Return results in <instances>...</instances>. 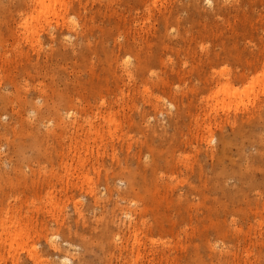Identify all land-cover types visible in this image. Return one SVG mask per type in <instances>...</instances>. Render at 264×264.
Segmentation results:
<instances>
[{
  "label": "rangeland",
  "instance_id": "374dc122",
  "mask_svg": "<svg viewBox=\"0 0 264 264\" xmlns=\"http://www.w3.org/2000/svg\"><path fill=\"white\" fill-rule=\"evenodd\" d=\"M13 1L14 0H0V97H2L0 99V183H2L0 186L3 187L0 189V243L3 244L2 246L0 245L1 248L3 247L0 250V264H16L15 262H17V264H21V262L22 264L23 262L34 264L32 258H35V264H46L47 262L50 264H106L104 263L105 261L107 264H133V260L136 261H134L136 264H264V177L261 176L264 174V159L256 156V160L259 162L258 166L260 167H258L255 172L251 173L253 176L249 175L248 178H242V180L239 179V176H232L233 172L239 171L240 166L243 170H245L244 168L246 167L248 161L246 158H252L253 156L258 155L259 150L264 147L263 143V145L260 144L259 139V136H263L264 140V0H262V2L261 0H197L199 6L198 4H194V0L75 1L78 4L77 10L75 9L76 11H74L73 9H69L67 14L64 15L66 20L63 17H59V19L54 17L50 23L52 25H47V27L42 32L43 35L41 36L43 39V47L38 49L34 46L36 45L34 41L25 39L26 37L23 33V29L21 28L20 15L21 12L24 11L25 8L27 9L28 6H17L18 4L15 2L13 4ZM10 3L12 8H10ZM196 6H198V9ZM78 8H81L79 10L82 13L77 12ZM171 14L172 16L170 17ZM89 15L90 17H87ZM166 15L170 17L168 19V24L167 21L163 20L164 18H162ZM188 17L189 20L194 19V17L196 20L194 19L195 21L192 23V21L190 22L187 19ZM85 18L88 19L89 22L92 20L90 22V26H93L95 32L101 36L100 39L105 36H102L101 33L107 34L106 37H103L104 39L111 37L108 39V41L105 39L107 42H109L106 43L108 46L114 45L113 42H115L117 39H119V42L124 41L126 38H128V36H138L139 33L143 36H146L148 35V32H153L155 29V32L157 31L156 37H153L155 39L152 38L155 40V44L153 40L151 41L150 39V41L153 42L152 46H154V48H152L155 55H158V58L161 59H159V61L152 66V70L150 69V74V70L147 71L148 73L146 74V77L149 78H147V80L150 82H147V80H144L143 82H146L142 84L139 82L137 86L139 89H137L136 87L133 88L132 83V85H128L130 84L128 81L129 79L127 76H125L123 79L126 80L128 84L123 80L122 83L125 85L127 84L126 86H123L120 81V89L118 88L117 84L114 83L115 80L111 79L114 78L113 70H115L118 75H122V67L134 64L135 56L133 54L131 55L129 52H121L118 57L116 56V58L119 59L118 61L117 59H114L113 62H110L106 58L107 56H104L107 54H103L100 47V54L102 53V57H105L104 62L102 61L103 58L100 57V59L98 58L100 61L94 59L97 60V62H95L98 65L96 63H87L85 65L80 48L78 44H76L78 35L73 31L75 28H81V25H83L85 22L83 19L86 20ZM90 18L92 19L90 20ZM164 21L167 25L164 23ZM117 24H120L121 26L118 28V30L116 29ZM67 26L70 29H66ZM51 27H53L52 30L50 29ZM108 27L111 30L110 33L108 32ZM57 28L60 29L57 30ZM62 29L65 31L63 33L64 37L61 36V38L63 37V42L67 43L70 47H76L77 51L70 58L60 60L54 67V71L51 72L49 70V72L46 73L45 70L38 71V68H36L34 64L38 61L43 62V59H46L45 55L48 53V51L58 46V43L56 42H49L50 39H48L47 34L49 32L51 33V31L59 33ZM67 30H69V32ZM70 30L72 31L70 32ZM100 30L107 31L101 32ZM118 31L119 33H117ZM45 32H47V34ZM113 32H116V37L113 35ZM112 37L114 38L112 39ZM139 41V45L141 47L144 46L143 49H145L147 47V43L145 44L146 40L142 39L141 42L140 39ZM37 50L40 52H37ZM226 51H230L233 55H229L230 52L227 53ZM20 52H23L22 54L26 57L24 58L23 55L17 54ZM224 52L226 53L224 54ZM236 52L237 54H235ZM217 53L220 54L219 58L214 57ZM221 54L222 56L223 54L224 56L226 55L228 58L226 56L224 58L221 57ZM20 55L22 59H20ZM37 55H40V57ZM30 56L32 61L30 60L29 62L28 57ZM90 56L92 57L94 54L91 53ZM240 56L241 58H244V63ZM209 57L214 59L212 64L210 63L211 65H208ZM251 57L252 60H250ZM253 57L255 58L254 60ZM200 58L201 62H199ZM222 58L223 60H221ZM19 59L22 62H20ZM246 59L247 61L249 59L252 63L250 61L247 62ZM202 61H205V64ZM216 61L217 63H215ZM106 62L108 64L110 63L109 65L112 64L113 68L111 69ZM125 62H127V64ZM197 63H199V65ZM117 64L120 65L116 66ZM193 64H195V67ZM196 64L197 69H193L196 68ZM24 65H26L30 72L27 71L28 69H26ZM106 65H108L109 71L106 69ZM192 66L193 68H191ZM22 68L26 70H23ZM35 68L36 70H34ZM104 68L108 72H106ZM183 68L185 71L192 69L191 71L194 72V70H196V74L191 72V75L189 74V77H185L184 79L178 77L171 79L173 71H178V69L183 70ZM222 70L223 72H226L224 70H227V72L230 74L228 73V75H225L223 72L221 74ZM24 71H27V73ZM166 72L168 74L170 73L169 78H167L168 74L164 75ZM199 72H202V77L198 76L200 74ZM240 72H245V76L247 78L238 77L241 75ZM104 74H107L106 78H108L110 83H108L107 79L105 81ZM163 75L164 77L166 76L165 78L169 79L167 80L166 86L162 83L159 84L161 81L159 79L164 78ZM6 76L9 77V79L15 77L16 80L10 79V81H12L10 82ZM119 78L122 79L121 76ZM133 78L135 79L136 76L134 75ZM153 78L156 79L153 81ZM208 78L211 79L209 80ZM237 78L240 79L238 80ZM91 79L93 80V83ZM101 79L105 82H102ZM156 80H159V82ZM213 80L216 81L214 82ZM95 81L100 86V88L99 86L97 87ZM99 82H102V84ZM157 82L159 85H157ZM39 83L44 88L38 86ZM16 84H18L19 87ZM90 84L96 89L91 87ZM52 85L58 89L60 88L58 90L59 92L60 90L62 92L63 89V93L64 89L74 85V88L79 87V89H75L79 92L77 94H85L87 97L90 95L88 102H86V97L83 96V98L82 96L77 95L78 99L80 96V98H83V100L81 98V101L84 102L83 104L80 102L81 106L83 107H81L82 109L80 110L86 111H78V116H83L84 114L83 117L85 118H78L77 114L76 116L67 115L68 109L62 110L64 107L66 108L65 102L61 98L53 96L54 91L52 93L50 90L53 88L51 87ZM83 85H85V87ZM102 85L103 90L101 89ZM27 86L29 87L27 88ZM35 86H38L40 91ZM33 87L36 91H34ZM148 87L150 91L145 89ZM17 88H19V90L16 92ZM74 88L73 86L70 88V91L72 90L71 92L73 93ZM82 88L84 89V92ZM98 88L100 91L97 92V90H99ZM128 88L131 90H128ZM27 89L29 90L30 96L32 95V97H35H30L33 100L30 98L29 99L33 102L36 99L39 101L36 100L37 102L35 101V103L29 101L28 105L26 106V104H22L23 102L21 99L25 96V92H28ZM41 89H45L47 94H50L48 95V98L45 96L42 98L34 96L42 92ZM86 89L87 91H85ZM94 89V96L97 95L99 98L96 96L94 98L92 93V90ZM133 89L135 91L134 94L132 93L134 92L132 91ZM105 90L108 93L110 92V94H108ZM112 90H117L118 94L116 95V92L113 93L114 91ZM123 90L126 94H124V98L121 96L123 95ZM36 92L38 94H36ZM71 92L70 94H72ZM86 92L90 94L88 95ZM5 93L11 96L10 100H4L3 94ZM127 93H132L131 95L133 96L130 94L128 95ZM148 93L150 95H148ZM75 94L73 95L75 96ZM102 95H105V97L109 96L108 99H110L111 104L113 105H111L110 102L106 103L109 105V107L106 106V104L102 105V99H100ZM115 95L117 96V99ZM77 96H75V98L72 96V98L78 100ZM49 97H51V99H49ZM127 97L132 98L134 103L132 102V99ZM44 99L45 101L47 99L49 105L48 103L44 102ZM56 99L59 101L57 102ZM105 99L107 100V98ZM113 99L116 100V103ZM60 100L63 102V106ZM76 100H74L75 103L78 102ZM93 100L95 101L93 102ZM38 102H43L42 104L40 103V106L42 107L56 106L58 108V106L61 104L60 106L62 108L60 106L59 108L61 109L58 108L61 111L60 114L62 115L64 112L65 113L63 116L56 115V113L44 114L45 116L41 118L38 112L37 114L33 112L32 108V103L39 105ZM144 104L146 107H144ZM154 104L157 106H154ZM95 106L101 108L97 109ZM113 106L114 110L111 108ZM154 107H156V110H154ZM90 108L91 110H94L91 111L89 110ZM140 108H143L144 110H141ZM86 109H88V113ZM109 109H112L113 112L117 111V116L113 115L112 111L110 112ZM146 111L148 114H146ZM178 111L181 114V118H183L182 121H180V123L182 122L181 125L176 128L177 125L174 126L173 119H176ZM95 112H100V114H97L98 116H96ZM253 112H259V114H256V118L251 116V118L257 120L252 122L251 125L246 124L245 126L248 127H245L243 130H245V132H250L251 127L254 128L252 130V134H254V136H252L256 139L252 138L251 140H248L246 134L244 135V139L240 137L239 139H236L237 136H233V140L232 128L230 125L224 122L225 118H227L228 115L229 117H235V115H238L237 117L239 118L244 117L247 119L251 114H254ZM104 113L113 117L116 116L117 120L116 118L114 120L115 122H119H116V124L118 123L117 128H113V136H110L108 130L106 131V129L109 128V124L106 123L108 115H106L105 119L101 117L102 115L105 117ZM140 113L146 114L145 118H143ZM114 114H116V112ZM50 115L51 117L49 118ZM53 115L54 120L52 119ZM260 116L262 118H260ZM39 117L41 118V121L39 120L41 123L37 122ZM60 117H63L62 119L64 121L62 119L60 120ZM89 117L92 118L90 122H88ZM55 118L58 121H56ZM42 119L45 120L43 121ZM103 119L105 121H103ZM259 119L261 121H258ZM48 120L49 122L47 123ZM220 121L221 124L224 123L225 126H221ZM60 122L62 126L59 125L58 127ZM92 122L93 124L96 123L94 125H96L97 129H100V131L102 130L101 132L104 131V134L107 132L105 135H109L107 138H105V141L101 146H98L96 142L91 141L92 148L90 147L91 149L89 152L91 150L92 151L86 154V149H81V151H78L75 148H77L80 141L81 143L84 141V143H87L89 136L87 131L85 134L83 132L85 129H89L88 125ZM82 123H84V125ZM35 124L39 125L40 130L38 132L40 133V136L44 138L42 141V146L40 147L41 149L38 147V149H35V140L33 141V137L35 139L38 133L37 131H35L36 134L34 132V127L36 126ZM80 124L85 128L84 131L81 129L83 127ZM29 125H35L34 127L32 126V131V128ZM74 127H76V129L79 131L77 132ZM154 127L157 128L158 131L155 136L152 135V130ZM209 127L213 133L207 131ZM259 129H261L260 132L262 134L259 132ZM256 130L258 133L255 132ZM29 132H33V134H30ZM173 133L175 134L176 142L169 141V138L173 136ZM211 133L212 136L210 135ZM229 133L231 134L230 137L234 141H232V146L234 148L232 147V149H228L224 160L222 159L223 162L220 165H217L214 163V161L216 162L217 160H212L211 157H206L204 151L207 148H221L220 141L223 137V134L224 138L228 140L230 139L228 138L230 135ZM21 134H24V138L21 136ZM79 134L80 137H78ZM161 135L165 139L162 140ZM242 140L244 141L242 142ZM253 140H255V143L257 141L258 142L256 144L252 142L250 145V142ZM209 141L210 144L208 143ZM31 144L35 145H33L34 149ZM258 144H260V149L256 147ZM16 146L19 149L18 151H20V147L23 146L25 149H22L26 150H23V154L29 157L31 155L29 160V157L26 159L27 162H24L26 160L22 161V159L25 158L20 152H18L21 154L20 156L19 154L16 156L17 153H13L12 155V151L10 150L16 152ZM151 146H153L155 149H153ZM76 152L81 154V157L84 156L85 159L88 158V163H86L85 168L84 166L80 167L77 159L79 156H77L78 154H76ZM36 153L39 154V156L35 155ZM71 153H73V155ZM74 154H76V157ZM153 156L156 157L153 158ZM152 158L153 160H158H156L158 164L155 169L157 172H154L155 170L151 165L150 171L147 170L149 168L148 163H153ZM259 158L261 159L262 165ZM126 163L130 165L131 169H138V171H140V176H137L139 190L137 191V194L129 193L128 197L126 196L128 199L126 200V198H124L125 200L123 199L120 202L121 197L119 194L117 196L116 193H119L117 191H123V189L126 187V180H124L122 174H120V171L123 168L121 166ZM69 164L73 165L74 168L77 164L76 166L78 167L76 168L79 170L74 169L72 166L71 170L74 169L73 174L71 170L69 171ZM63 165H66V168ZM144 166L146 167L147 172L145 174V180L142 178L144 176L143 173H145V170L142 169ZM82 168L84 169L81 173L80 169ZM209 169L211 171H208ZM232 169L235 171H233L231 174ZM78 171H80V173ZM216 171H220V173L222 172L223 176L220 173L216 174ZM259 173H261V175ZM218 174L221 176H217ZM106 175L108 178H106ZM106 179L109 181L107 182ZM244 180L246 182H244ZM248 180H250V182H248ZM91 181L93 182V186L95 188V191L93 192L91 191L93 188L91 186ZM140 181L145 182L146 185ZM109 182L110 184H108ZM143 184L148 187L146 189L143 188ZM167 185H169V188ZM170 185L172 188H170ZM192 187H198L200 189L202 188V191L198 193V191L192 189ZM119 188L123 189L119 190ZM89 189L90 191H88ZM129 199V202L132 203H128ZM118 201L121 203V205L126 206L127 204V207L132 209V214H134L135 209L137 210L139 208H146V211L143 212L144 215L142 214L143 217H141L139 211L134 214V216H138L136 219L138 218L137 220L141 223H137V225H140L137 226L140 228V230L137 227L135 229H137L136 231L139 230L140 234H138L140 239L143 241V244L140 243L142 242L141 240H139V243L133 242L135 229L129 227L127 223L129 221L128 217L123 213V211L118 209L116 205ZM95 202L97 206H95ZM133 205L135 206L133 207ZM26 212L28 215L25 214ZM12 214H17V218H14L13 220L14 216ZM8 215L11 217L9 218ZM24 215H26L25 218L23 217ZM56 216L58 219H56ZM143 218H146L145 221L148 218L147 222L144 223ZM9 219H11V221ZM19 219H21L20 222L18 221ZM29 221L33 224H30ZM106 224H108L107 226L109 230L112 231L111 235L113 234L114 237L112 236V238L115 242L113 243V239L111 240V247H108V250L110 249L112 252L115 248V245L116 247L119 246V248L114 249L115 252H112V254L114 253L112 256L113 261H111V258H109L112 254L111 252V255L108 253L110 250L107 251V243H105L106 237L103 235L107 233L105 229ZM143 224L148 225L145 227L146 225ZM29 225L31 228L28 227ZM21 227H23V229ZM21 229L23 231L19 232ZM24 229L26 230V233ZM15 230H17L16 232L19 234L15 233ZM13 232L15 233V236L12 238L14 235ZM44 232L45 235H43ZM114 232L116 235H114ZM10 233H12V236ZM22 233H25L26 235L24 236ZM117 233L119 236H117ZM16 234L18 237L21 234L20 236H23L22 239H20L21 237L17 239ZM130 234L132 235L131 237ZM225 234L227 235L225 236ZM126 235L129 236L131 240ZM96 236L99 238L95 239ZM126 238L128 239L127 241L130 242H127ZM10 239H12V241ZM9 240L10 243L8 242ZM54 241L56 243H54ZM65 241H68L70 246H72L74 249L70 248L64 251L55 249L56 245L53 246L54 244L61 245ZM97 241L99 244H97ZM11 242L13 244H11ZM116 243L120 244L117 245ZM132 243H134V245ZM112 244L115 245L112 246ZM137 244L138 246L140 244V247H138ZM102 246H106L105 249ZM134 246H136V248ZM131 247H134L133 249L135 250H133ZM149 247L153 248L150 249ZM137 248H140L139 252L136 251ZM33 249L36 253L32 251ZM35 249H37V251ZM125 249L128 251L126 252ZM103 250H106L107 252L105 251L106 253L104 254L102 253L104 252ZM55 251L59 252L55 253ZM129 251L136 253L137 255H132V253H130L132 257L130 255H128V257L127 253L129 254ZM59 253H61V255ZM138 253H142V255L139 254V257L137 258ZM153 253L155 256H153ZM103 254L105 257L106 254H108L106 260L104 259L105 257ZM39 255H41V257H39ZM62 255L70 257L72 263H57V259H60L59 256ZM142 256H144V258ZM48 259L50 262L47 261ZM108 259L110 260L108 261ZM129 259H132V261ZM149 259L150 262H148ZM42 260L44 261L42 262ZM125 260H127L126 263H124ZM96 261L98 263H96ZM142 261L144 263H142Z\"/></svg>",
  "mask_w": 264,
  "mask_h": 264
},
{
  "label": "bare ground",
  "instance_id": "6f19581e",
  "mask_svg": "<svg viewBox=\"0 0 264 264\" xmlns=\"http://www.w3.org/2000/svg\"><path fill=\"white\" fill-rule=\"evenodd\" d=\"M75 1H78V2H82L81 0H74V2H73V0L72 1H68V0H14L12 3L14 4V2L15 3H17L18 5L17 6H22V7H24V6H28L27 7V9L25 8V10L24 11H19V12H21V15H20V20H21V28L23 29V33H24V35H25V39L26 40H32V41H34V43H36V45H34L35 47H37V49L38 48H42L43 47V45H42V43H43V39L41 38V36L43 35V31H44V29L47 27V25L49 26V25H52V24H50L51 23V21H52V19L55 17V18H58L59 19V17L61 18V17H63L65 20H66V18H65V14H67V12L69 11V9H73L74 11H76L77 10V2H75ZM206 1V0H205ZM210 1V0H209ZM236 1V0H235ZM194 4H198V1L197 0H194ZM233 2V1H232ZM255 2V1H254ZM261 2H262V0H261ZM260 2V3H261ZM2 3V2H1ZM192 3V2H191ZM190 3V4H191ZM236 3V2H235ZM189 4V5H190ZM230 4V3H229ZM10 5H11V3H10ZM192 5V4H191ZM222 5H224V4H222ZM226 5H228V4H226ZM231 5V4H230ZM233 5H235V4H233ZM16 6V5H15ZM14 6V7H15ZM184 6V5H183ZM198 6H199V4H198ZM198 6H196L197 7V9H198ZM237 6V5H236ZM78 7H80V6H78ZM185 7V6H184ZM10 8H12V5L10 6ZM16 8V7H15ZM15 8H13V9H15ZM19 8V7H18ZM12 9V10H13ZM76 9V10H75ZM79 9H81V8H78V11L77 12H80V10ZM203 9V8H202ZM232 9V8H231ZM230 9V10H231ZM17 10H19V9H17ZM220 10V9H219ZM228 10V9H227ZM229 10V11H230ZM236 10V9H235ZM82 11V10H81ZM223 11V10H222ZM225 11V10H224ZM237 11V10H236ZM205 12V11H204ZM18 13V12H17ZM76 13V12H75ZM80 13H82V12H80ZM170 13V12H169ZM20 14V13H19ZM173 14V13H172ZM172 14L170 15V17L172 16ZM91 15V14H90ZM90 15L89 16H87V17H90ZM234 15V14H233ZM85 16V15H84ZM162 16V15H161ZM168 15H166V16H164V17H162V18H164L163 20H165V21H167V24H168V22H169V18H170ZM86 19V18H85ZM92 18H90V20H91ZM95 19V18H94ZM188 20H189V17L187 18ZM194 19H195V17H194ZM194 19H192V20H189L190 22L192 21V23H193V21H195ZM57 20V19H56ZM56 20H55V22H56ZM65 20H64V22H65ZM83 21H85L84 22V24L83 25H81V28H75L73 31L75 32V34H77L78 35V39H77V43L76 44H78V46H79V48H80V52H81V54H82V56H83V58H84V64L86 65L87 63H91V64H95L96 62H97V60H99L100 59V57H102V53L100 54V47H101V52H103V54L104 53H106L107 55H104V56H107L106 58L110 61V62H113L114 61V59H117L116 58V56L118 57L120 54H121V52H123V53H125V52H129V53H131V55L133 54L134 56H135V62H134V64L133 65H126L125 67H122V75H118L117 74V72L115 71V70H113L114 72V78H111L112 80L114 79L115 80V82L114 83H116L117 84V86H118V88H120V86H121V84L124 86L125 84H123L122 82H123V78L125 77V76H127L128 77V81H129V83L130 84H128L127 83V81L126 80H124V81H126L125 83H127L129 86L130 85H132L133 86V88L134 87H136L137 88V86H138V84H139V82H141V84L142 83H145V82H143L144 80H147V78L148 77H146V74L148 73L147 71H149L151 68H152V66L153 65H155L158 61H159V59H161V58H158V55H155V53H154V50H153V48H154V46H152V43L155 41V40H153V39H155V38H153L154 36L156 37V32H155V29H154V31L153 32H148V35H146V36H143V35H141L140 33H139V35L138 36H136V35H134L133 37L131 36V37H129L128 36V38H126L124 41H118L119 39H117V40H115V42H113L114 43V45H112V46H108L106 43H109V42H107L108 41V39L109 38H111V37H109V38H103V37H106L107 36V34H104V33H101L102 34V36L103 35H105V36H103L101 39H100V35L98 34V33H96L95 32V30L93 29V26H90V22L92 21H90L89 22V20L88 19H86V20H84L83 19ZM95 21V20H94ZM93 21V22H94ZM165 21H164V23H165ZM61 22V21H60ZM63 22V21H62ZM58 23V22H57ZM163 23V24H164ZM62 24V23H61ZM60 24V25H61ZM67 24V23H66ZM65 24V25H66ZM166 24V23H165ZM165 24H164V26H165ZM166 24V25H167ZM213 24H214V22H213ZM93 25H94V23H93ZM118 25H119V27H118ZM54 26V25H53ZM116 26V25H115ZM60 27V26H59ZM63 27V26H62ZM61 27V28H62ZM70 27V26H69ZM103 27V26H102ZM117 28V30H118V28H120L121 26H120V24H117V26H116ZM135 27V26H134ZM99 28H100V26H99ZM51 30L53 29V27H51L50 28ZM58 29H60V28H57V30ZM66 29H70V28H68V26H67V28ZM94 31H93V30ZM101 29V28H100ZM108 29H109V33H110V28L108 27ZM55 30V29H54ZM146 30V29H145ZM152 30V29H151ZM46 31V30H45ZM68 32H69V30H67ZM72 30H70V32H71ZM101 31V30H100ZM103 31H107V30H103ZM103 31H101V32H103ZM148 31V30H147ZM59 32V31H58ZM65 31H64V29H62L59 33H55V32H53V31H51V33L49 32L48 34H47V32H45L47 35H48V39H50L49 40V42L50 41H52V43L53 42H56V43H58V46L56 47V48H53V49H51L50 51H48V53L45 55V57H46V59L44 60L43 59V62H41V61H38L37 63H35L34 61V66L36 67V68H38V71H43V70H45V73L46 72H49V70L52 72V71H54V67L56 66V64L60 61V60H63V59H66V58H70L76 51H77V48L76 47H70L67 43H65V42H63V37H64V33ZM121 32V31H120ZM206 32V31H205ZM97 35H96V34ZM105 33H107V32H105ZM114 33V32H113ZM117 33H119V31L117 32ZM129 33V32H128ZM69 34V33H68ZM67 34V35H68ZM158 34V33H157ZM45 35V34H44ZM114 36L116 35V32L113 34ZM252 35V34H251ZM61 36H63L62 38H61ZM120 36V35H119ZM127 36V35H126ZM158 36H160V35H158ZM65 37H66V34H65ZM116 37V36H115ZM121 37V36H120ZM114 37H112V39H113ZM125 38V37H124ZM153 38V39H152ZM158 38V37H157ZM157 38H156V40H157ZM94 39V40H93ZM141 39V42H142V39H144V40H146V42H145V44L147 43V47L145 48V49H143L144 48V46L143 47H141L140 45H139V40ZM150 39H151V41L153 40V42H151L150 41ZM47 40V39H46ZM68 40V39H67ZM143 42V43H144ZM151 42V43H150ZM33 43V44H34ZM51 43V42H50ZM31 44V43H30ZM154 44H155V42H154ZM23 45V44H22ZM29 45V44H28ZM144 45V44H143ZM233 45H234V43H233ZM53 47V46H52ZM153 47V48H152ZM26 48V47H25ZM31 48V47H30ZM32 48H33V46H32ZM148 48V49H147ZM262 48V47H261ZM264 48V47H263ZM23 50V49H22ZM49 50V49H48ZM262 50V49H261ZM44 51V50H43ZM18 52H19V50H18ZM25 52V51H24ZM37 52H40V51H38L37 50ZM218 52V51H217ZM227 52V51H226ZM226 52H224V54L226 53ZM230 52V51H229ZM229 52H227V53H229ZM234 52V51H233ZM237 52H238V50H237ZM237 52L235 53V54H237ZM241 52V51H240ZM23 52H20V53H17V54H21V55H23L22 54ZM26 53V52H25ZM91 53L92 54H94V56H90L91 55ZM16 54V55H17ZM159 54V53H158ZM224 54H223V56H222V54H221V57H225L224 56ZM239 54V53H238ZM259 54V53H258ZM21 55H20V57H21ZM26 55V54H25ZM229 55H233L231 52H230V54ZM241 55H242V53H241ZM24 56V55H23ZM38 56V55H37ZM200 56V55H199ZM211 56V55H210ZM213 56V55H212ZM230 56V57H231ZM237 56V55H236ZM253 56H255V55H253ZM26 56H24V58H25ZM38 57H40V55L38 56ZM160 57V56H159ZM215 58L216 57H220V54L219 53H217L215 56H214ZM227 57V56H226ZM258 57V56H257ZM19 58V57H18ZM30 58V59H29ZM37 58V57H36ZM44 58V57H43ZM99 58V59H98ZM103 58V57H102ZM105 58V57H104ZM104 58H103V62H104ZM223 58L221 59V60H223ZM228 58V57H227ZM238 58V57H237ZM240 58H241V56H240ZM20 59H22V57L20 58ZM19 59V60H20ZM94 59H97V60H94ZM206 59H207V57H206ZM205 59V60H206ZM242 59V61H243V59L244 58H241ZM241 59H240V61H241ZM255 58L253 57V60H254ZM257 59V58H256ZM259 59V58H258ZM264 59V58H263ZM28 60H29V62H30V60H31V56L30 57H28ZM40 60V59H39ZM119 59H117V61H118ZM200 61L199 62H201V58L199 59ZM202 60H204V59H202ZM214 59H212L211 57H209V59H208V61H209V63H208V65H211L212 64V61H213ZM250 60H252V57H251V59ZM249 59H248V61H250ZM7 61H8V59H7ZM32 61V60H31ZM96 61V62H95ZM100 61V60H99ZM101 61V62H102ZM106 61V60H105ZM108 61V62H109ZM121 61V60H120ZM161 61V60H160ZM219 61V60H218ZM245 61V60H244ZM244 61H243V63H244ZM246 61H247V59H246ZM247 61V62H248ZM257 61H259V60H257ZM261 61V60H260ZM20 62H22L21 60H20ZM26 62H27V59H26ZM100 62V63H101ZM203 63L205 62V61H202ZM207 62V61H206ZM251 62V61H250ZM250 62H249V64H250ZM254 62V61H253ZM10 63V62H9ZM24 63V62H23ZM32 63V62H31ZM48 63V64H47ZM107 63V62H106ZM106 63H104V64H106ZM116 63H119V62H116ZM126 64H127V62H125ZM165 63V62H164ZM203 63H202V65H203ZM211 63V64H210ZM214 63V62H213ZM215 63H217V61L215 62ZM252 63V62H251ZM26 64V63H25ZM97 64V63H96ZM103 64V63H102ZM108 64V63H107ZM110 64V63H109ZM108 64V65H109ZM198 65H199V63H197ZM197 64H196V68H193V66L195 67V64H193V66L191 67V68H193V69H197ZM205 64V63H204ZM246 64V63H245ZM23 65V64H22ZM21 65V66H22ZM27 65V64H26ZM26 65H24V67H26ZM84 65V66H85ZM98 65V64H97ZM108 65H106L107 66V70L109 71V67L112 69L113 67H112V64L111 65H109V67H108ZM120 64H117L116 66H119ZM213 65H215V64H213ZM212 65V66H213ZM29 66H30V64H29ZM103 66V65H102ZM113 66H114V64H113ZM211 66V67H212ZM250 66H251V64H250ZM255 66V65H254ZM27 67H28V65H27ZM26 67V69H28ZM200 67V66H199ZM210 67V66H209ZM249 67V66H248ZM252 67H253V64H252ZM36 68L34 69V70H36ZM23 70H26V69H24V68H22ZM105 68H104V70L106 71V72H108L107 70H106ZM118 69V68H117ZM175 69L177 70V68L175 67ZM199 69V68H198ZM201 69V68H200ZM213 69V68H212ZM225 69H227V68H225ZM241 69V68H240ZM152 70V69H151ZM151 70H150V72H149V74L151 73ZM183 70H184V68H183ZM183 70H179L178 69V71H173L172 72V78L171 79H173L174 77H178V78H185V77H189L188 75L191 73V72H193V71H191V70H187V71H183ZM211 70V69H210ZM228 70V69H227ZM227 70H224V71H226V72H223V70L221 71V74H222V72L223 73H225V75H228V73L229 72H227ZM243 70H244V68H243ZM27 71H29L30 72V70L28 69ZM27 71H24V72H26L27 73ZM118 71V70H117ZM196 70H194V72L193 73H195L196 74V72H195ZM197 71H199V70H197ZM50 72V73H51ZM153 72V71H152ZM246 72H247V70H246ZM37 73V72H36ZM200 74L198 75L199 77H202V72H199ZM227 73V74H226ZM241 73V72H240ZM239 73V74H240ZM249 73V72H248ZM29 74V73H28ZM38 74H39V72H38ZM48 74V73H47ZM168 73L166 72V74H164V75H167ZM170 74V73H169ZM169 74H168V76H167V78H169L170 76H169ZM209 74V73H208ZM211 74V73H210ZM218 74H220V73H218ZM217 74V75H218ZM230 74V73H229ZM40 75V74H39ZM105 76V81H106V79L108 80V78H106L107 77V74H104ZM112 75V74H111ZM136 76V78L134 79L133 78V76ZM164 75H163V77H164ZM191 75V74H190ZM194 75V74H193ZM201 75V76H200ZM206 75V74H205ZM215 75V74H214ZM234 75V74H233ZM246 74H245V72L244 73H241V75L240 76H238V77H246L245 76ZM8 76V75H7ZM6 76V78H8L9 79V77H7ZM121 76V78L122 79H120L119 77ZM212 76V75H211ZM111 77V76H110ZM166 77V76H165ZM162 78V79H159V80H161L160 82H159V80H156V81H158L159 82V84L160 83H162L163 85H167V80H169V79H167V78ZM101 78V77H100ZM139 78V79H138ZM151 78V77H150ZM160 78V77H159ZM177 78V79H178ZM191 78V77H190ZM211 78H213V77H211ZM211 78H208L209 80L211 79ZM217 78V77H216ZM215 78V79H216ZM236 78V77H235ZM234 78V79H235ZM247 78V77H246ZM10 79H15V77L14 78H10ZM10 79H9V81H10ZM98 79V78H97ZM104 79V78H103ZM120 79V80H119ZM149 79V78H148ZM156 78H153V81L155 80ZM176 79V78H175ZM200 79V78H199ZM202 79V78H201ZM204 79V78H203ZM228 79V78H227ZM232 79V78H231ZM238 79V78H237ZM240 79V78H239ZM238 79V80H239ZM16 80V79H15ZM92 80V79H91ZM95 80V79H94ZM102 80V79H101ZM119 80V81H118ZM166 80V81H165ZM179 80V79H178ZM230 80V79H229ZM4 81V80H3ZM89 81V80H88ZM104 80H102V82H105ZM120 81H121V84H120ZM149 80H147V82H148ZM152 81V80H151ZM206 81H207V79H206ZM214 81V80H213ZM216 81V80H215ZM214 81V82H215ZM218 81V80H217ZM5 82V81H4ZM10 82H12V81H10ZM9 82V83H10ZM16 82V81H15ZM15 82H14V84H15ZM84 82V81H83ZM102 82H99V83H101L102 84ZM150 82V81H149ZM158 82H157V85H159L158 84ZM204 82H205V80H204ZM210 82V81H209ZM91 83V82H90ZM92 83H93V80H92ZM95 83H96V81H95ZM108 83H110L109 82V80H108ZM112 83V82H111ZM132 83V84H131ZM206 83H208V82H206ZM28 84V83H27ZM42 84V83H41ZM97 84V83H96ZM95 84V85H96ZM126 84V85H127ZM156 84V83H155ZM173 84V83H172ZM7 85V84H6ZM9 85H11V84H9ZM13 85V84H12ZM16 85H18V84H16ZM34 85V84H33ZM55 85V84H54ZM91 85V84H90ZM107 85V84H106ZM125 85V86H126ZM207 85V84H206ZM211 85H212V83H211ZM15 86V85H14ZM25 86H26V84H25ZM38 86H41L40 85V83H39V85ZM38 86L36 87L37 89H38ZM73 86V88H74V85H72ZM72 86L71 87H68V88H66V89H64V93H63V89H62V92H61V90H60V92L58 91L59 89L57 88V87H53V85L51 86V87H53V88H51L50 90L52 91V93H53V91H54V95L53 96H57V97H59V98H61L64 102H65V105H66V108L64 107L62 110H64V109H68V114L67 115H70V116H76V114H77V116H78V111H85V110H80V109H82L83 107L81 106V103L80 102H82V104L84 103L83 101H81V98L84 96V97H86L87 98V101H86V99H85V101L86 102H88V98H90L89 96V94L90 93H88V92H86L89 96L87 97L85 94H82V95H80V94H77V93H79L77 90H75L76 88H78L79 89V87H76V88H74V93L73 92H71L70 91V88H72ZM80 86V85H79ZM84 87H85V85H83ZM87 86V85H86ZM99 85L97 84V87H98ZM128 86V87H129ZM161 86V85H160ZM210 86V85H209ZM16 87V86H15ZM18 87H19V85H18ZM29 86H27V88H28ZM82 87V86H81ZM91 87H93V85H91ZM102 88V90H103V85L101 86ZM108 87H109V85H108ZM115 87V86H114ZM163 87V86H162ZM41 88H44V87H42L41 86ZM90 88V87H89ZM93 88H95V87H93ZM92 88V89H93ZM99 88H100V86H99ZM98 88V89H99ZM104 88H105V86H104ZM112 88V87H111ZM131 88V87H130ZM130 88H128V90L130 89ZM144 88V87H143ZM32 89V88H31ZM33 89H34V91H36L35 90V88L33 87ZM46 89V88H45ZM45 89H41V91L42 92H38V90H37V92L39 93H37L36 92V94H38V95H34V96H37V97H39V98H42V97H47L48 98V95H50V94H47V91L45 90ZM69 89V90H68ZM83 89V88H82ZM96 89V88H95ZM95 89L94 90H92V93H93V91H95ZM121 89V88H120ZM120 89H118V90H120ZM137 89H139V88H137ZM137 89H135V90H137ZM146 90H149V87L148 88H145ZM144 89V90H145ZM16 90V89H15ZM19 90V88H17V90H16V92ZM28 90V89H27ZM26 90V91H27ZM45 90V91H44ZM91 90V89H90ZM111 90V89H110ZM131 90V89H130ZM141 90V89H140ZM194 90V89H193ZM40 91V90H39ZM49 91V90H48ZM75 91H77V92H75ZM82 91V90H81ZM85 91H87V89L85 90ZM98 91H100V89L99 90H97V92ZM106 91V90H105ZM109 91V90H108ZM112 91H114V90H112ZM121 91V90H120ZM132 91H134V89L132 90ZM150 91V90H149ZM184 91V90H183ZM70 92L72 93V94H70ZM83 92H84V89H83ZM96 92V93H97ZM107 92V91H106ZM116 92V95L118 94L117 93V90L116 91H114L113 93H115ZM129 92V91H128ZM144 92H147V91H144ZM185 92V91H184ZM4 93V92H3ZM26 94H25V96L21 99V97H22V94H21V97H20V99H21V101L23 102L22 104L23 105H25L26 104V106L28 105V103H29V101H31V100H33V99H31V98H35V97H32V95L30 96V93H29V90H28V92H25ZM29 93V94H28ZM32 93V92H31ZM49 93V92H48ZM76 93V94H75ZM108 93V92H107ZM113 93H112V95H113ZM123 95H121L122 97L124 96V90H123ZM133 94L135 93V91L134 92H132ZM131 93V94H132ZM179 93V92H178ZM35 94V93H34ZM73 94H75V96H77V95H80V96H82L81 98H80V96H79V99H80V101H79V99H78V96H77V99L78 100H76V99H73L72 98V96L75 98V96L73 95ZM94 94L95 93H93V96H94ZM99 94V93H98ZM103 94V93H102ZM108 94H110V92L108 93ZM108 94H106V95H108ZM120 94H121V92H120ZM119 94V95H120ZM128 94V93H127ZM130 94V93H129ZM128 94V95H129ZM130 94V95H131ZM179 94H181V93H179ZM184 94V93H183ZM72 95V96H71ZM112 95H111V97H112ZM115 95V96H116ZM126 95V94H125ZM127 95V96H128ZM148 95H150L149 93H148ZM177 95V94H176ZM196 95V94H195ZM97 98H99L97 95H95ZM95 96H94V98H95ZM100 96V95H99ZM115 96H114V98H115ZM131 96H133V95H131ZM135 96V95H134ZM11 96H9L7 93H5V94H3V98H4V100H10L11 98H10ZM31 97V98H30ZM83 97V98H84ZM130 97V96H129ZM129 97H127V98H129ZM2 97H0V99H1ZM31 100H30V99ZM53 98H55V97H53ZM72 98V99H71ZM83 98H82V100H83ZM96 98V99H97ZM105 98H107V100L105 99ZM109 98V96H106L105 97V95H102L101 96V98L100 99H102L101 100V104L102 105H104V104H106L107 102H110V104H111V101H110V99H108ZM118 98H119V96H118ZM124 98V97H123ZM122 98V99H123ZM133 98H135V97H133ZM49 99H51V97H49ZM48 99V100H49ZM95 99V100H96ZM112 99V98H111ZM116 99H117V96H116ZM129 99H132V98H129ZM4 100H2V101H4ZM35 100V99H34ZM37 100V99H36ZM35 100V101H36ZM41 100V99H40ZM70 100H73V101H70ZM74 100H76V101H78V102H74ZM90 100V99H89ZM95 100H93V102L95 101ZM99 100V99H98ZM113 100H115V99H113ZM135 100V99H134ZM35 101L33 102V101H31V102H33V103H35ZM37 101H39V100H37ZM36 101V102H37ZM43 101V100H42ZM46 101H47V99H46ZM45 101V99H44V102L45 103H48V101L46 102ZM56 101H57V99H56ZM55 101V102H56ZM59 101V100H58ZM57 101V102H58ZM92 101V100H91ZM125 101V100H124ZM129 101V100H128ZM182 101V100H181ZM5 102V101H4ZM30 102V103H31ZM50 102H53V101H50ZM57 102H56V104H57ZM60 102H61V100H60ZM85 102V103H86ZM99 102H100V100H99ZM114 102V101H113ZM132 102H133V99H132ZM32 103V108H33V112H35L36 114H37V112H38V114H39V116L41 117V118H43L45 115L44 114H49V113H56V115H61L60 114V110L59 109H61V108H59V106H58V108L55 106V107H42V106H40V103H39V105L38 104H33ZM43 103V102H42ZM41 103V104H42ZM62 103V106H63V102H61ZM97 103V102H96ZM115 103H116V100H115ZM119 103V102H118ZM122 103V102H121ZM134 103V102H133ZM149 103H150V101H149ZM151 103H152V101H151ZM54 104V103H53ZM120 104V103H119ZM48 105H49V103H48ZM89 105V104H88ZM92 105V104H91ZM90 105V106H91ZM97 105V104H96ZM99 105V104H98ZM111 105H113V104H111ZM117 105V104H116ZM145 105V104H144ZM148 105V104H147ZM156 104H154V106H155ZM45 106V105H44ZM89 106V107H90ZM106 106H108L109 107V105H107L106 104ZM105 106V107H106ZM119 106V105H118ZM123 106V105H122ZM139 106V105H138ZM157 106V105H156ZM82 107V108H81ZM85 107V106H84ZM96 107V106H95ZM104 107V106H103ZM107 107V108H108ZM134 107V106H133ZM137 107V106H136ZM144 107H146V105L144 106ZM92 108V107H91ZM91 108L89 109V110H91ZM97 109H100L101 107H96ZM111 108H113V110H114V106L113 107H111ZM149 108V107H148ZM155 109L154 110H156V107H154ZM263 108V107H262ZM261 108V109H262ZM31 109V108H30ZM103 109V108H102ZM141 109V108H140ZM143 109V108H142ZM141 109V110H142ZM153 109V108H152ZM248 109V108H247ZM87 110V113H88V109H86ZM94 109H92L91 111H93ZM113 110L111 109H109V111L111 112L112 111V113H113V115H116L117 116V111H115L116 112V114H114L115 112H113ZM144 110V109H143ZM182 110V109H181ZM250 110V109H249ZM258 110V109H257ZM264 110V109H263ZM97 111V110H96ZM100 111V110H99ZM130 111H131V108H130ZM138 111H139V109H138ZM86 112V111H85ZM133 112V111H132ZM140 112V111H139ZM138 112V113H139ZM143 112V111H142ZM158 112V111H157ZM250 112V111H249ZM259 112H260V109H259ZM259 112L258 113H254V114H251L250 115V117L249 118H247V119H245L244 117L242 118V117H237L236 115H235V117H229V115H228V117L227 118H225V120H224V122L226 123V124H228V125H230V127L232 128V137L233 136H237L236 137V139H239V137L240 138H242V139H244L245 138V136L244 135H246V137H247V139L249 140H251L252 138H253V136H254V134H252V130L254 129V128H252L251 126H249V127H251V130H250V132H245V130H243L245 127H248V126H245L246 124H249V125H251L252 124V122H255L256 120L255 119H253V118H256V114H259ZM65 113V112H64ZM63 113V114H64ZM93 113V112H92ZM106 113V112H105ZM104 113V115H105V117H103V115L101 116L102 118H106V115H108V114H105ZM109 113V112H108ZM156 113V112H155ZM181 113H182V111H181ZM251 113V112H250ZM249 113V114H250ZM261 113H262V110H261ZM260 113V114H261ZM264 113V112H263ZM63 114L61 115V116H63ZM79 114H80V112H79ZM81 114H82V112H81ZM97 114H100V112H95V115L96 116H98ZM141 114V113H140ZM146 114H148L147 113V111H146ZM146 114H144V113H142L141 115L143 116V118H145V116H146ZM85 115H87V114H85ZM91 115V114H90ZM83 116H84V114H83ZM83 116H78V118L80 117V118H82ZM87 116H89V115H87ZM87 116H86V118H87ZM116 116H110V115H108V117H107V119H106V123H108L109 124V128H107L106 129V131L108 130V132H109V134H110V136H113L114 135V131H113V128L115 129V128H117V126H118V121H116V122H118L117 124H116V122H115V118H116ZM141 116V117H142ZM248 116V115H247ZM246 116V117H247ZM251 116H253V118H251ZM259 116V115H258ZM257 116V117H258ZM38 118L37 119V122H39V123H41L40 121V119L41 118ZM51 117V115L49 116V118ZM66 117V116H65ZM92 117V116H91ZM91 117H89V121L88 122H90V120L92 119ZM100 117V118H101ZM172 117V116H171ZM226 117V116H225ZM36 118V117H35ZM46 118V117H45ZM48 118V119H49ZM54 118V115H53V117H52V119ZM63 117H60V120L62 119ZM83 118H85V117H83ZM183 118V117H182ZM182 118H181V114L179 113V111L177 112V117H176V119H173V122H174V126H176L177 125V127L176 128H178L180 125H181V123H180V121H182ZM260 118H262L261 116H260ZM59 119V118H58ZM65 119V118H64ZM74 119H75V117H74ZM77 119V118H76ZM88 119V118H87ZM103 119V121H105ZM40 120V121H39ZM43 121L45 120V119H42ZM54 120V119H53ZM52 120V121H53ZM55 120H56V118H55ZM63 120V119H62ZM80 120V119H79ZM84 120V119H83ZM116 120H117V118H116ZM56 121H58V120H56ZM64 121V120H63ZM78 121V120H77ZM258 121H261L260 119L258 120ZM33 122H35V121H33ZM49 122V120L47 121V123ZM71 122H72V120H71ZM74 122V121H73ZM79 122V121H78ZM81 122H82V120H81ZM93 122H95V121H93ZM93 122L92 123H90L88 126H89V129H85L84 127H83V125H84V123H82L83 125H81L83 128H81L83 131H84V129H85V131L83 132L84 134H85V132L87 131V134H88V139H87V143H84V142H82L81 143V141H80V143H79V145L77 146V148H75L76 150H78V151H81V149H83V150H87V152L85 151V153L87 154L88 152H89V150L92 148L91 147V143L92 142H96V144L98 145V146H101L102 144H103V142L105 141V138H107V136L109 135H105L104 134V131L103 132H101L100 131V129H97V127H96V125H94V124H96V123H94L93 124ZM223 122V121H222ZM39 123H37V124H39ZM77 123V122H76ZM86 123H87V121H86ZM258 123V122H257ZM256 123V124H257ZM262 123V122H261ZM261 123H259V124H261ZM264 123V122H263ZM31 124V123H30ZM43 124H44V122H43ZM71 124H74V123H71ZM77 124H79V123H77ZM98 124H99V122H98ZM101 124V123H100ZM255 124V125H256ZM36 125V124H35ZM34 125V126H35ZM59 125H61V122L58 124V127H59ZM104 125V124H103ZM220 125L222 126V125H224L225 126V124L223 123V124H221V121H220ZM220 125H219V127H220ZM254 125V124H253ZM263 125V124H262ZM30 126V125H29ZM28 126V128L30 129V127L32 128V126L33 125H31L30 127ZM33 126V127H34ZM41 126V125H40ZM43 126V125H42ZM47 126V125H46ZM62 126V125H61ZM100 126V125H99ZM173 126V127H174ZM80 127V126H79ZM264 127V126H263ZM262 127V128H263ZM47 128V127H46ZM75 129H76V127H74ZM78 128V127H77ZM103 128V127H102ZM101 128V129H102ZM222 128V127H221ZM259 128V127H258ZM27 129V128H26ZM25 129V130H26ZM80 129V128H79ZM105 129V128H104ZM103 129V130H104ZM223 129V128H222ZM256 129V128H255ZM24 130V131H25ZM33 130V128L31 129V131ZM40 130V128H39V125H36L35 127H34V132L35 131H39ZM77 130V129H76ZM174 130H176V129H174ZM248 130V129H247ZM260 130L261 129H259V132H260ZM28 131H30V130H28ZM79 130H77V132H78ZM116 131V130H115ZM207 131H210V132H212L213 133V131H211V128L209 127L208 128V130ZM223 131V130H222ZM27 132V131H26ZM53 132H55V131H53ZM167 132V131H166ZM255 132H257V130L255 131ZM28 133V132H27ZM30 133V132H29ZM158 133V131H157V128H153V130H152V135L153 136H155L156 134ZM212 133L210 134L211 136H212ZM226 133V132H225ZM258 133V132H257ZM261 133V132H260ZM30 134H33V132H31ZM35 134H36V132H35ZM81 134V133H80ZM80 134L78 135V137H80ZM83 134V135H84ZM222 134V133H221ZM230 134V133H229ZM228 134V135H229ZM262 134V133H261ZM24 135V134H23ZM23 135L21 134V136L23 137ZM209 135V136H210ZM253 135V136H252ZM260 135V134H259ZM32 136V135H31ZM177 136V135H176ZM210 136V137H211ZM221 136V135H220ZM231 136V134L229 135V137L228 138H230V139H228V140H226V138H224V134H223V137H222V139H221V141H220V143H221V148L219 147H217L218 149H214V148H211V149H209V148H205L206 150L204 151L205 153V156L206 157H211L212 158V160H217L216 162L214 161V163L215 164H217V165H220L222 162H223V160H224V157H225V155H226V152L228 151V149H232V141L234 140V137H233V140H232V138L230 137ZM226 137H227V134H226ZM17 138V137H16ZM24 138V137H23ZM109 138V137H108ZM213 138V137H212ZM221 138V137H220ZM43 139L44 138H42V136H40V133L38 132L37 133V137H35V139H34V137H33V141L35 140V149L38 147V148H40L41 146H42V141H43ZM79 139V138H78ZM161 139L163 140V139H165L162 135H161ZM209 139V138H208ZM253 139H256V138H253ZM259 139H260V144L261 145H263L264 144V140H263V136H259ZM15 140V139H14ZM77 140V139H76ZM75 140V141H76ZM175 140V134L173 133V136L171 137V138H169V141H171V142H176V140ZM241 140V139H240ZM258 140V139H257ZM20 141V140H19ZM22 141V140H21ZM73 141V140H72ZM78 141V140H77ZM77 141H76V143H77ZM92 141V142H91ZM210 141H211V139H210ZM210 141L208 142L209 144H210ZM244 140H242V142H243ZM259 141V140H258ZM257 141V142H258ZM234 142V141H233ZM252 142L254 143V144H256L255 143V140H253V141H251L250 142V145L252 144ZM16 143V142H15ZM14 143V144H15ZM75 143V142H74ZM162 143V142H161ZM247 143V142H246ZM263 143V144H262ZM12 144V143H11ZM72 144V143H71ZM171 144H173V143H171ZM253 144V145H254ZM260 144H258V146H256L257 148H259L260 146ZM22 145V144H21ZM32 145V144H31ZM30 145V146H31ZM32 145V147H33V149H34V146ZM77 145V144H76ZM178 145V144H177ZM249 145V144H248ZM249 145V146H250ZM18 146H19V143H18ZM24 146V145H23ZM20 147L21 148V150L20 151H18L19 149H18V147L16 148L17 149V151L16 152H14L13 150H10V151H12V155H13V153H17L16 154V156H18V154H19V156L21 155L20 153H22V155H24L23 153H24V151H26V150H24L25 148L24 147ZM149 146H150V144H149ZM220 146V145H219ZM15 147V146H14ZM31 147V148H32ZM73 147H74V145H73ZM76 147V146H75ZM91 147V148H90ZM153 149H155L153 146H151ZM263 147V146H262ZM22 148H24V149H22ZM30 148V147H29ZM37 148V149H38ZM150 148V147H149ZM169 148V147H168ZM234 148V147H233ZM264 148V147H263ZM263 148H261V150H259V154L258 155H255V156H253L252 158H249V157H247L246 159L248 160L247 161V164H246V167L244 168L245 170H243L242 168H241V166H240V169H239V171L238 172H233V171H235L234 169H232L231 170V174H232V172H233V174H232V176H239V179H241L242 180V178H248V176L249 175H251V173H253V172H255L256 171V169H258V167H260V166H258L259 164V162H258V160H256V156H259L260 158H263L264 159V150H263ZM41 149V148H40ZM75 149H74V152H75ZM151 149V148H150ZM166 149V148H165ZM164 149V150H165ZM260 149V148H259ZM24 150V151H23ZM163 150V151H164ZM31 151H32V149H31ZM77 151V152H78ZM92 151V150H91ZM90 151V152H91ZM243 151V150H242ZM18 152H20V153H18ZM76 152V154H78ZM89 152V153H90ZM244 152V151H243ZM29 153V152H28ZM35 153V152H34ZM33 153V154H34ZM37 153H39V152H37ZM35 154V155H38L39 156V154ZM41 153V152H40ZM81 153V152H80ZM83 153H84V151H83ZM231 153V152H230ZM26 154V153H25ZM72 155H73V153H71ZM76 154H74V156L76 155ZM244 154V153H243ZM81 154H78L77 156H79L77 159H78V163L80 164V167H83L84 166V168H85V165H86V163H88L87 161V159H85L84 158V156L83 157H81L80 156ZM84 155V154H83ZM15 156V155H14ZM25 156H27V155H24L23 157L25 158V159H22V161H24V160H26L29 156H27V157H25ZM41 156V155H40ZM73 156V157H74ZM22 157V156H21ZM30 157H31V155H30ZM30 157L28 158V160L30 159ZM36 157V156H35ZM34 157V158H35ZM68 157V156H67ZM72 157V156H71ZM76 157V156H75ZM154 157H156V156H153V158ZM233 157V156H232ZM245 157V156H244ZM18 158V157H17ZM37 158V157H36ZM153 158H152V160H153ZM259 158V159H260ZM19 159V158H18ZM17 159V160H18ZM70 159H72V158H70ZM75 159V158H74ZM73 159V160H74ZM223 159V160H222ZM237 159V158H236ZM262 159V160H263ZM64 160V159H63ZM72 160V161H73ZM157 160V159H156ZM155 159L153 160V163L151 164V163H148L149 164V168L147 169L148 171H150V165L152 166V168L155 170L156 169V167H157V161H156ZM22 161H21V163H22ZM71 161V162H72ZM75 161H76V159H75ZM24 162H27V160L26 161H24ZM23 162V163H24ZM62 162V161H61ZM77 162V161H76ZM152 162V161H151ZM263 162H264V160H263ZM20 163V162H19ZM68 163V162H67ZM74 163V162H73ZM72 163V164H73ZM160 163V162H159ZM260 163H261V165H262V162H261V159H260ZM64 164H65V162H64ZM78 164V165H79ZM120 164H121V162H120ZM75 165V164H74ZM77 165V164H76ZM75 165V168H74V166L73 165H70L69 164V166H70V169H69V171L71 170V167L73 166V168L74 169H78V168H76V167H78V166H76ZM82 165V166H81ZM122 165V164H121ZM64 166V165H63ZM69 166H67V167H69ZM165 166V165H164ZM168 166V165H167ZM166 166V167H167ZM22 167V166H21ZM65 168H66V165L64 166ZM121 167H123L122 169H121V171H120V174H122V176H123V179L124 180H126V182H125V184H126V187L123 189V188H119V190H122L123 189V191H117V192H119V193H116L117 194V196H118V194H119V196L121 197L120 198V202H121V200H123L124 198H126V196L128 197V195H129V193H136L137 194V191L139 190V186H138V184H137V176L139 175L140 176V171H138V169L136 170H134V169H131V167H130V165H128L127 163L126 164H124L123 166H121ZM211 167H213V166H211ZM261 167H263V166H261ZM19 168H20V166H19ZM84 168H82V169H80L81 170V173H82V170L84 169ZM145 168V169H144ZM144 168L142 167V169L143 170H145V173H143V179L145 180L146 179V177H145V174L147 173L146 172V167L144 166ZM165 168V167H164ZM222 168H224V167H222ZM264 168V167H263ZM68 169V168H67ZM66 169V170H67ZM74 169H72L71 170V172L73 173V170ZM65 170V169H64ZM79 170V169H78ZM153 170V171H154ZM216 170V169H215ZM220 170V169H219ZM260 170V169H259ZM259 170H258V172H259ZM263 170V169H262ZM77 171V170H76ZM75 171V172H76ZM113 171V170H112ZM208 171H211L210 169L208 170ZM213 171H214V169H213ZM224 171V170H223ZM237 171V170H236ZM79 173H80V171H78ZM154 172H157L156 170L154 171ZM203 172V171H202ZM229 172V171H228ZM227 172V173H228ZM257 172V173H258ZM77 173V172H76ZM78 173V174H79ZM118 173V172H117ZM150 173V172H149ZM217 173H220V171H216V174ZM230 173V172H229ZM74 174V173H73ZM142 174V173H141ZM154 174V173H153ZM156 174H158V173H156ZM200 174H201V171H200ZM221 175H222V172L220 173ZM220 174H218L217 176H219ZM260 175H261V173H259ZM80 175V174H79ZM78 175V176H79ZM108 175V174H107ZM107 175H106V178H108L107 177ZM114 175V174H113ZM151 175V174H150ZM220 175V176H221ZM228 175H230V174H228ZM256 175V174H255ZM264 175V174H263ZM263 175H261L262 177H264ZM77 176V175H76ZM147 176H149V175H147ZM157 176V175H156ZM216 176V177H217ZM223 176V175H222ZM251 176H253V174L251 175ZM7 177V176H6ZM80 177V176H79ZM153 177V176H152ZM78 178V177H77ZM110 178V177H109ZM148 178V177H147ZM218 178V177H217ZM236 178V177H235ZM252 178H254V177H252ZM257 178V177H256ZM35 179H37V178H35ZM119 179H121V178H119ZM151 179V178H150ZM158 179V178H157ZM238 179V178H237ZM246 180V179H245ZM244 180V182H246ZM255 180V179H254ZM106 181L108 182L109 180H107L106 179ZM166 181V180H165ZM1 182V181H0ZM122 182V181H121ZM141 182V181H140ZM143 182V181H142ZM141 182V183H142ZM152 182V181H151ZM150 182V183H151ZM157 182V181H156ZM216 182V181H215ZM214 182V183H215ZM248 182H250V180H248ZM35 183V182H34ZM50 183V182H49ZM144 184H145V182H143ZM155 183V182H154ZM0 184H2V183H0ZM75 184V183H74ZM108 184H110V182L108 183ZM121 184V183H120ZM124 184V185H125ZM143 184V185H144ZM163 184V183H162ZM168 184V183H167ZM207 184V183H206ZM73 185V184H72ZM76 185V184H75ZM74 185V186H75ZM78 185V184H77ZM123 185V184H122ZM146 185V184H145ZM144 185V187L143 188H147L148 186H145ZM211 185V184H210ZM91 186L93 187L92 188V192L93 191H95V188H94V186H93V182L91 181ZM169 185H167V187H168ZM171 186V185H170ZM195 186V185H194ZM166 187V186H165ZM191 187V186H190ZM203 187H204V185H203ZM211 187V186H210ZM240 187V186H239ZM1 188H3V187H1L0 186V189ZM72 188V187H71ZM79 188V187H78ZM77 188V189H78ZM142 188V189H143ZM169 188V187H168ZM170 188H172V186L170 187ZM247 188V187H246ZM153 189V188H152ZM167 189V188H166ZM165 189V190H166ZM192 189H194V190H197L198 191V193L200 192V191H202V188L200 189V188H198V187H192ZM191 189V190H192ZM204 189V188H203ZM75 190V189H74ZM156 190V189H155ZM205 190V189H204ZM203 190V191H204ZM88 191H90V189L88 190ZM159 191H161V190H159ZM215 191V190H214ZM87 192V191H86ZM91 192V193H92ZM192 192H194V191H192ZM196 192V191H195ZM208 192V191H207ZM217 192V191H216ZM146 193V192H145ZM144 193V194H145ZM148 193V192H147ZM153 193H155V192H153ZM215 193V192H214ZM240 194V193H239ZM248 194V193H247ZM134 195V194H133ZM235 195V194H234ZM229 197V196H228ZM128 198H126V200H127ZM125 200V199H124ZM134 200V199H133ZM137 200V199H136ZM130 201V199L128 200V203H132V202H129ZM227 201V200H226ZM119 201L117 202V207H118V209H120L121 211H123V213L128 217V219H129V221L127 222L128 223V225H129V227L130 228H136L137 226H140V225H137V223L139 222L137 219H136V217H138V216H134V214H136L138 211L140 212V215H141V217H143V212H145L146 211V208H139V209H135V211H134V214H132V209H130V207H127V204H126V206L125 205H121V203H120ZM138 202V201H137ZM145 202V201H144ZM148 202V201H147ZM227 204V203H226ZM229 204V203H228ZM95 206H97V204H96V202H95ZM130 206V205H129ZM135 205H133V207H134ZM137 206V205H136ZM150 206H151V204H150ZM179 206V205H178ZM132 207V206H131ZM180 207V206H179ZM219 209V208H218ZM9 210V209H8ZM7 210V211H8ZM180 210V209H179ZM12 211V210H11ZM181 211V210H180ZM221 211V210H220ZM17 212V211H16ZM150 212V211H149ZM157 212V211H156ZM183 212V211H182ZM181 212V213H182ZM14 213V212H13ZM18 213H20V212H18ZM17 213V214H18ZM151 213H152V211H151ZM186 213V212H185ZM7 214H8V212H7ZM16 214V215H17ZM21 214V213H20ZM25 214H27V212L25 213ZM143 214V215H142ZM191 214V213H190ZM231 214H232V212H231ZM13 215V214H12ZM16 215H13L12 217H13V220H14V218L16 219L17 217H16ZM28 215V214H27ZM140 215H139V217H140ZM184 215V214H183ZM193 215V214H192ZM18 216V215H17ZM19 216H21V215H19ZM25 216L26 215H24L23 217L25 218ZM32 216V215H31ZM148 216V215H147ZM186 216H187V214H186ZM191 216V215H190ZM194 216V215H193ZM215 216V215H214ZM218 216V215H217ZM221 216V215H220ZM219 216V217H220ZM227 216H229V215H227ZM8 217H9V215H8ZM7 217V218H8ZM11 217V216H10ZM9 217V218H10ZM29 217V216H28ZM37 217V216H36ZM152 217V216H151ZM154 217V216H153ZM181 217V216H180ZM192 217V216H191ZM234 217V216H233ZM6 218V217H5ZM21 218V217H20ZM185 218V217H184ZM216 218V217H215ZM246 218V217H245ZM23 219V218H22ZM27 219V218H26ZM34 219V218H33ZM56 219H58V217L56 216ZM55 219V220H56ZM142 219V218H141ZM146 219V218H145ZM145 219L143 218V220H144V223L145 222H147V220H148V218H147V220L145 221ZM187 219V218H186ZM185 219V220H186ZM222 219V218H221ZM231 219V218H230ZM10 221H11V219H9ZM20 220L21 219H19L18 221L20 222ZM30 220V219H29ZM158 220V219H157ZM156 220V221H157ZM16 221V220H15ZM25 221V220H24ZM24 221H23V223H24ZM58 221V220H57ZM163 221V220H162ZM161 221V222H162ZM182 221H183V219H182ZM181 221V222H182ZM22 222V221H21ZM30 222V221H29ZM33 222H34V220H33ZM56 222V221H55ZM124 222H126V221H124ZM155 222V221H154ZM169 222V221H168ZM179 222V221H178ZM177 222V223H178ZM11 223H13V222H11ZM27 223V222H26ZM25 223V224H26ZM32 222H30V224H31ZM140 223V222H139ZM151 223V222H150ZM160 223V222H159ZM171 223V222H170ZM203 223H204V221H203ZM10 224V223H9ZM17 224V223H16ZM20 224V223H19ZM33 224V223H32ZM60 224V223H59ZM141 224V223H140ZM158 224V223H157ZM162 224V223H161ZM175 224V223H174ZM10 225H12V224H10ZM14 225H15V222H14ZM27 225V224H26ZM36 225V224H35ZM44 225V224H43ZM108 224H106V227H105V229H106V232L107 233H105V234H103V235H105V237H106V242L105 243H107L106 245H107V251H109L108 250V247L110 248L111 247V240L113 239L112 238V236H113V234L111 235V230H109V228H108V226H107ZM143 225H146V224H143ZM148 225V224H147ZM147 225L145 226V227H147ZM150 225V224H149ZM156 225V224H155ZM218 225V224H217ZM233 225H234V223H233ZM23 226V225H22ZM157 226V225H156ZM160 226V225H159ZM224 226V225H223ZM6 227H8V226H6ZM13 227V226H12ZM24 227V226H23ZM23 227H21L22 229H23ZM28 227H30L31 228V226L29 225ZM44 227V226H43ZM42 227V228H43ZM151 227V226H150ZM154 227V226H153ZM165 227V226H164ZM171 227V226H170ZM212 227V226H211ZM237 227V226H236ZM239 227V226H238ZM19 228H20V226H19ZM139 230H140V228L139 227H137ZM161 228V227H160ZM228 228V227H227ZM15 229H18V228H15ZM18 230L19 232H21V231H23V230ZM104 229V228H103ZM102 229V230H103ZM174 229V228H173ZM232 229V228H231ZM11 230H13V229H11ZM25 230V229H24ZM28 230H30V229H28ZM40 230H42V229H40ZM137 229H135V234H134V241L133 242H135V243H139V240H141L140 239V237H139V230L138 231H136ZM149 230V229H148ZM152 230H153V228H152ZM218 230V229H217ZM237 230V229H236ZM1 231V230H0ZM6 231V230H5ZM17 230H15V233H17V234H19L18 232H16ZM36 231V230H35ZM132 231V230H131ZM130 231V233L132 234V232ZM232 231V230H231ZM9 232H11V231H9ZM29 233H31L30 231H28ZM39 232V231H38ZM41 232H43V231H41ZM151 232V231H150ZM233 232V231H232ZM15 233L13 232V236H12V233H10L11 234V236H12V238L15 236ZM25 233H26V230H25ZM25 233H22V235H26ZM96 233V232H95ZM139 233V234H138ZM209 233V232H208ZM6 234V233H5ZM9 234V233H8ZM16 234V236H17V239L19 238V237H21L20 239H22V237L23 236H20L19 235V237H18V235ZM40 234V233H39ZM38 234V235H39ZM118 234V233H117ZM130 234V237L132 236ZM212 234V233H211ZM224 234V233H223ZM31 235V234H30ZM34 235V234H33ZM32 235V236H33ZM43 235H45V232L43 233ZM48 235V234H47ZM102 235V234H101ZM114 235H116V233L114 232ZM227 234H225V236H226ZM10 236V235H9ZM10 236V237H11ZM31 236V237H32ZM37 236V235H36ZM94 236V235H93ZM98 236V235H97ZM97 236L95 237V239L97 238ZM117 236H119V234L117 235ZM127 236V235H126ZM199 236V235H198ZM228 236H229V234H228ZM7 237H8V235H7ZM114 237V236H113ZM121 237V236H120ZM127 237H129V236H127ZM130 237H129V239H130ZM223 237V236H222ZM3 238H4V236H3ZM16 238V237H15ZM27 238H28V234H27ZM33 238V237H32ZM31 238V239H32ZM99 238V237H98ZM97 238V239H98ZM116 238V237H115ZM133 238V237H132ZM204 238V237H203ZM221 238V237H220ZM236 238V237H235ZM83 239H85V238H83ZM119 239V238H118ZM121 239H122V237H121ZM5 240V239H4ZM11 241H12V239H10ZM10 240L8 241L9 243H10ZM34 240H35V237H34ZM105 240V239H104ZM128 239L126 238V241H127ZM131 240V239H130ZM209 240V239H208ZM224 240V239H223ZM1 241V240H0ZM101 241H102V237H101ZM100 241V242H101ZM142 241V240H141ZM3 242V241H2ZM5 242H7V241H5ZM98 242V241H97ZM96 242V243H97ZM113 243H115L114 242V239H113V241H112ZM123 242V241H122ZM127 242H130V241H127ZM54 243H56L55 241H54ZM105 243H104V245H105ZM126 243V242H125ZM124 243V244H125ZM140 243H142L143 244V241L142 242H140ZM152 243V242H151ZM153 243H154V241H153ZM153 243H152V245H153ZM210 243V242H209ZM11 244H13L12 242H11ZM97 244H99V242L97 243ZM117 244V243H116ZM120 244V243H119ZM119 244H117V245H119ZM133 245H134V243H132ZM0 245L2 246L3 244L2 243H0ZM52 245H53V243H52ZM56 245V246H55ZM63 245V246H62ZM72 245V244H71ZM103 245V244H102ZM103 245V246H104ZM113 245H115V244H112V246ZM127 245H128V243H127ZM131 245V244H130ZM151 245V244H150ZM9 246V245H8ZM53 246H55V249H60V250H68V249H70V248H72V249H74L72 246H70V243L68 242V241H65L63 244H61V245H58V244H54ZM52 246V247H53ZM102 246V247H103ZM137 246H138V244H137ZM144 246H145V244H144ZM200 246V245H199ZM13 247V246H12ZM96 247V246H95ZM106 247V246H105ZM105 247H103L104 249H105ZM135 248H136V246H134ZM133 247V248H134ZM138 247H140V244H139V246ZM3 248V247H2ZM1 247H0V250L2 249ZM16 248V247H15ZM14 248V249H15ZM23 248V247H22ZM102 248V249H103ZM116 248H119V246L118 247H116V245H115V248L114 249H116ZM126 248V247H125ZM127 248H128V246H127ZM132 248V247H131ZM132 248V249H133ZM142 248V247H141ZM150 248V247H149ZM151 248H153V247H151ZM150 248V249H151ZM54 249V250H55ZM113 249V251L115 252V250ZM120 249H121V247H120ZM120 249H118V250H120ZM139 249L140 248H137V252H139ZM166 249V248H165ZM165 249H164V251H165ZM197 249V248H196ZM36 251H37V249H35ZM118 250H117V252H118ZM122 250V249H121ZM126 250V252L128 251L127 249H125ZM133 250H135V249H133ZM10 251H12V250H10ZM32 251H34V249L32 250ZM101 251V250H100ZM104 252H102V253H106L107 251L106 250H103ZM106 251V252H105ZM112 251V252H113ZM135 251V252H136ZM153 251V250H152ZM35 252V251H34ZM57 252H59V251H57ZM56 251H55V253H57ZM63 252V251H62ZM110 252H111V250L108 252L109 254H110ZM112 252H111V254H112ZM123 252V251H122ZM125 252V251H124ZM149 252V251H148ZM156 252H158V251H156ZM28 253V252H27ZM30 253V252H29ZM36 253V252H35ZM38 253V252H37ZM130 253H132V252H130L129 251V254L127 253V256L128 255H130ZM12 254V253H11ZM33 254V253H32ZM40 254V253H39ZM60 255H61V253H59ZM64 254V253H63ZM104 254H103V256H104ZM110 254V255H111ZM123 254V253H122ZM135 255L136 253H132V255ZM139 254H141L142 255V253H138V256H137V258L139 257ZM150 254V253H149ZM151 254H152V252H151ZM35 255V254H34ZM58 255V254H57ZM107 255L108 254H106V257L104 258L105 260H106V258H107ZM114 255V253L111 255V257H109V258H111V261H113L112 260V256ZM116 255V254H115ZM120 255V254H119ZM137 255V254H136ZM140 255V256H141ZM144 255V254H143ZM164 255V254H163ZM52 256H54V255H52ZM90 256V255H89ZM102 256V257H103ZM121 256V255H120ZM123 256V255H122ZM131 256V255H130ZM153 256H155L154 255V253H153ZM168 256V255H167ZM30 257V256H29ZM36 257V256H35ZM39 257H41V255H39ZM56 257V256H55ZM60 257V259H57V263L58 262H62V263H72L71 261V259H70V257H68V256H66V255H62V256H59ZM129 257V256H128ZM132 257V256H131ZM130 257V258H131ZM136 257V256H135ZM143 258H144V256H142ZM152 257V256H151ZM13 258V257H12ZM38 258V257H37ZM36 258V259H37ZM43 258V257H42ZM125 258H127V257H125ZM133 258H134V256H133ZM132 258V259H133ZM136 258V259H137ZM19 259H20V257H19ZM35 259V258H34ZM34 259L32 258V260H33V263L35 264V261H34ZM46 259V258H45ZM91 259H92V257H91ZM132 259H129V260H131L132 261ZM13 260V259H12ZM15 260V259H14ZM18 260V259H17ZM31 260V261H32ZM38 260H40V259H38ZM51 260V259H50ZM56 260V259H55ZM103 260V259H102ZM110 259H108V261H109ZM128 260V259H127ZM127 260H125L124 261V263H126V261ZM138 260V259H137ZM143 260V259H142ZM196 260V259H195ZM16 261V260H15ZM44 260H42V262H43ZM46 261V260H45ZM47 261H49V259L47 260ZM52 261H54V260H52ZM92 261V260H91ZM130 261V262H131ZM135 260H133V264H136L135 262H134ZM148 261V260H147ZM198 261V260H197ZM38 262V261H37ZM50 262V261H49ZM83 262V261H82ZM129 262V261H128ZM138 262V261H137ZM148 262H150V259H149V261ZM16 264H17V262H15ZM28 262H23V264H27ZM46 263V262H45ZM48 263V262H47ZM46 263V264H47ZM95 263V262H94ZM96 263H98L97 261H96ZM103 263V262H102ZM104 263H106L107 264V262L105 261ZM121 263V262H120ZM142 263H144L143 261H142ZM3 264V263H2ZM21 264H22V262H21ZM29 264V263H28ZM41 264V263H40ZM48 264H50V263H48ZM54 264V263H53ZM59 264V263H58ZM80 264V263H79ZM84 264V263H83ZM129 264V263H128ZM132 264V263H131ZM138 264V263H137ZM139 264H141V263H139ZM150 264V263H149Z\"/></svg>",
  "mask_w": 264,
  "mask_h": 264
}]
</instances>
